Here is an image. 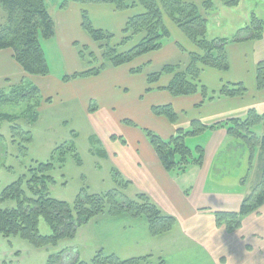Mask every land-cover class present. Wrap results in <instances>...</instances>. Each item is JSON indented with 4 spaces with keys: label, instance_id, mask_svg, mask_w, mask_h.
<instances>
[{
    "label": "crops",
    "instance_id": "1",
    "mask_svg": "<svg viewBox=\"0 0 264 264\" xmlns=\"http://www.w3.org/2000/svg\"><path fill=\"white\" fill-rule=\"evenodd\" d=\"M82 12L88 13L97 29L110 33L117 30L119 34H122L127 21L134 16L133 10L118 11L110 4L89 5L68 0L65 7H60L54 14L50 12L55 23V36L41 42L47 60L46 46L53 47L59 59H63L65 63L64 57L68 54H74L76 61L80 62L77 50L80 41L90 39L82 28ZM98 14L102 19L96 21ZM164 24L170 32V39L161 50L140 57L141 59L136 61L139 62L138 65L156 64L158 69H162L167 65L185 62L181 44L189 50H195L196 47L186 40L182 31L170 21H166V16ZM253 41L255 40L229 45L227 53L231 62L230 70L223 74L215 69L205 68L202 74L207 82L200 81L210 92H218L224 85L231 83L249 85L247 96L222 98L198 107L203 101L200 93L174 97L165 90L173 79L172 75L162 76L151 86L148 84V76L144 74L139 76L141 79L136 80L139 87L136 106L139 109L142 104L140 106L148 120V128L144 127L137 131L134 137H130V145L115 141L113 134L108 135L107 154L113 159L120 177L129 182L127 186L124 185L125 188H134L136 195H148L165 214L175 217L177 224L170 232L154 237L144 219H134L128 215L99 216L96 221L93 219L94 229L102 248L100 250L107 255H114L123 261L147 258L148 261L143 264H264V206L258 212L244 216L240 228L233 231L218 226L215 217L218 212H239L245 196L251 193L254 186L255 180L252 184H247L246 179L253 159L249 163L250 152L244 151L241 142L235 141L224 128L207 129L186 140L187 144L188 141L197 140L196 147L205 148L203 164L190 167L184 174L177 171L169 173L161 164L144 132L145 129L154 131L167 140L179 129H190L194 121L210 128L233 119H245L251 110L263 114L264 90H258L256 79L259 62L254 61L255 56L245 47ZM235 46V50H238V54L244 59L239 74L233 73L231 51ZM119 70H122L121 73L112 76L123 75V81L126 82L127 78L134 81L130 78L132 65L127 64L108 71L111 74ZM32 77L35 76L27 75L16 63L12 50L0 51V91L27 81L33 83ZM42 78H45L46 84L50 83L49 80L60 82L52 76L51 70L50 75ZM112 83L113 81L109 85ZM47 89L49 90V86ZM114 92L115 90L109 89L110 95ZM167 105H171L177 113L176 123H171L164 116L153 115V107ZM124 131L128 135L130 129ZM228 149H231L232 155L238 157H220L227 153ZM229 175L231 180L227 179ZM211 182L215 186L210 187ZM229 183H232L230 188L227 186Z\"/></svg>",
    "mask_w": 264,
    "mask_h": 264
},
{
    "label": "trees",
    "instance_id": "2",
    "mask_svg": "<svg viewBox=\"0 0 264 264\" xmlns=\"http://www.w3.org/2000/svg\"><path fill=\"white\" fill-rule=\"evenodd\" d=\"M82 4H110L118 11L139 9L141 12L131 17L122 32L123 38L119 45L112 46L115 35L97 29L87 12H82V28L99 46L101 65L84 72L65 76L64 81L77 78L97 77L105 70L130 64L134 60L157 52L170 39V32L164 24V16L185 34L198 48L197 53L190 54L187 64L179 63L163 67L159 72L148 75V84H156L164 75H172L173 79L167 90L172 96L202 95L201 107L206 102L222 98L244 97L248 90L242 83L224 85L220 91H209L201 85L199 78L205 68L222 72L230 70L227 48L237 42L260 40L264 33V21L252 18L251 26L243 29L234 39H209L208 19L205 12L214 9V0H75ZM229 8H236L240 0H222ZM65 2L61 7H65ZM0 7L7 15V23L0 28V51L12 50L13 58L27 75L46 77L50 75V67L45 51L41 45L43 39L55 36V23L48 10L45 0H0ZM204 12V13H203ZM137 39V44L127 52H120L121 46ZM81 60H85V51H80ZM94 57L91 54V58ZM143 67L133 69L132 74L141 73ZM256 79L258 90H264V61L257 64ZM150 90V89H149ZM40 96L38 87H25L24 84L0 91V105L7 106L20 102H31ZM152 112L157 116L166 117L176 123L178 115L171 105L155 106ZM17 117L9 113H0V120ZM5 118V119H4ZM38 119L37 113L32 116ZM11 122V121H10ZM13 123V122H12ZM257 126L264 127V113L251 110L245 119H233L224 123L206 127L194 121L188 130L179 129L169 139L146 130L145 133L155 149L159 160L166 171H177L184 174L192 166H201L204 161L205 148H190L186 140L207 129L224 128L228 134L241 142L250 152V160L255 150H259V178L246 195L239 212L215 214L218 226L228 231L239 229L242 218L258 212L264 206V135L254 131ZM14 135L25 134L26 142L32 140L31 133L18 125H13ZM80 162V160H79ZM56 168L52 162L37 163L28 170V175L5 188L0 194V234L5 238L19 236L28 241L34 248L41 249L57 246L61 240L73 239L80 227L91 220L107 215L116 217L128 215L134 219H144L148 223L152 236H160L170 232L177 224L175 217L165 214L148 195L139 193L129 199L123 191L113 190L106 194L90 195L83 190L73 204L56 200L49 196V186L55 183L51 172ZM117 180L122 189L129 184L116 171ZM125 185V186H124ZM27 186L30 196L25 190ZM15 202L13 208H3L7 202ZM44 219L52 230L51 235L40 233V219ZM67 251L64 250L49 258L48 264H60ZM148 259L120 260L114 255H107L99 250L91 262L74 260L70 264H143ZM162 264V263H161Z\"/></svg>",
    "mask_w": 264,
    "mask_h": 264
},
{
    "label": "rangeland",
    "instance_id": "3",
    "mask_svg": "<svg viewBox=\"0 0 264 264\" xmlns=\"http://www.w3.org/2000/svg\"><path fill=\"white\" fill-rule=\"evenodd\" d=\"M45 1L48 10L53 14L65 2H68V0ZM197 1L200 4L201 0ZM132 10L133 15L141 12L139 9ZM205 15L208 19L209 39L232 40L243 29L251 26L253 16L264 21V0H240V5L236 8L225 6L222 0H214V9L205 12ZM95 18L96 21L102 19L100 14ZM166 21H170L178 28L167 16ZM6 23L7 15L0 7V28ZM114 29H116L115 26ZM119 33L117 30L113 31L112 34L115 35V38L112 41V46L121 43L123 35ZM185 38L192 44L187 37ZM40 41L43 42L42 37ZM136 42L137 39L119 47L120 52L129 51L137 44ZM245 47L251 55L255 56L254 61H264V33L262 39L255 40ZM46 48H48V60L52 76L60 82L56 83L49 80L48 82L52 84H46L45 78L32 77L34 84L27 81L24 86L40 88L38 98L31 102L0 105V113L17 116L8 119V121L0 120V194L21 177L28 175V170L37 163L52 162L56 166L55 170L51 172L55 183L49 186L48 192L49 196L56 200L73 204L83 190L90 195H101L116 189L123 191L127 198L134 199L136 196L135 189L123 190V182L119 183L117 180L115 173L118 169L106 150L109 146L107 137L113 134L115 141H121L123 145H130V137H134L135 133L144 127L148 128L146 127L148 120L142 112V106H140L142 104L139 105V109L136 106L139 90L136 80L141 79L139 76L143 74L148 76L159 72L161 69H158L156 64L152 66L138 65L139 62L136 61L141 59L138 58L129 64V66H133V69L143 67L141 73H130L132 75L130 78L134 81L128 78L126 82L123 81V75L112 76L121 73L122 70L110 74L109 69L105 70L99 77H84L64 81L65 76H72L75 73L99 67L102 62L99 46L91 38L89 40L82 39L77 50L78 54L80 51H85V60L80 58V62H77L74 54H68L64 57L66 63L63 59H59L53 47L46 46ZM236 48L235 46L231 51V56L234 64L233 73L239 74L242 71L244 59L238 54V50H235ZM180 49L185 55L183 64H187L190 54L199 52L197 47L195 50H189L182 44ZM91 54L94 57L91 58ZM225 73L223 72V74ZM112 81V85H109ZM199 81L207 82L203 74H201ZM116 83L117 88L115 89L113 84ZM48 86L49 90L47 89ZM244 86L247 88L249 85ZM109 89L115 90L113 95H110ZM8 90L10 88L6 91ZM34 113L38 115L36 121L32 119ZM153 115L155 114L153 113ZM13 125H18L24 131L30 132L32 140L26 142L27 136L25 134L14 135ZM123 128L130 129L128 135L125 134ZM263 128V126H257L254 131L263 136ZM196 144L197 140H194L188 141L187 145L195 149ZM242 148L247 152V147L242 146ZM258 151L257 149L254 153V158L250 164L252 166L250 173L246 175L247 184H252L253 180L256 183L259 178V170L257 171V166H259ZM248 156L250 157V153ZM220 157L232 159L238 156L232 155L231 149H228V152ZM239 157L241 158V156ZM250 161L249 158V163ZM227 179L231 180L232 178L229 175ZM230 184L232 183L227 186ZM209 186L215 185L211 182ZM25 190L30 196L27 186H25ZM15 206L16 203L12 201L2 205L3 208ZM94 220L96 221V218ZM94 220L80 227L73 239H64L57 246L41 249L34 248L28 241L19 236L5 238L0 234V264H48L51 256L64 250L67 252L60 264H70L76 258L80 261L91 262L98 251L102 249L94 229ZM39 227L42 235L52 234L50 226L43 218L40 219Z\"/></svg>",
    "mask_w": 264,
    "mask_h": 264
}]
</instances>
